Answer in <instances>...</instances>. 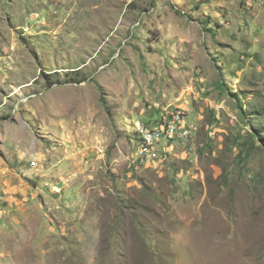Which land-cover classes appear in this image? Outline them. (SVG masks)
I'll return each instance as SVG.
<instances>
[{
    "label": "rangeland",
    "instance_id": "374dc122",
    "mask_svg": "<svg viewBox=\"0 0 264 264\" xmlns=\"http://www.w3.org/2000/svg\"><path fill=\"white\" fill-rule=\"evenodd\" d=\"M0 264H264V0H0Z\"/></svg>",
    "mask_w": 264,
    "mask_h": 264
},
{
    "label": "built area",
    "instance_id": "2783aa9c",
    "mask_svg": "<svg viewBox=\"0 0 264 264\" xmlns=\"http://www.w3.org/2000/svg\"><path fill=\"white\" fill-rule=\"evenodd\" d=\"M164 113L155 124L140 128L136 150L133 157H129L135 167L162 161L171 144L184 143L191 137L192 128L185 112L166 109Z\"/></svg>",
    "mask_w": 264,
    "mask_h": 264
},
{
    "label": "bare ground",
    "instance_id": "6f19581e",
    "mask_svg": "<svg viewBox=\"0 0 264 264\" xmlns=\"http://www.w3.org/2000/svg\"><path fill=\"white\" fill-rule=\"evenodd\" d=\"M221 251V250H220ZM232 261V260H231Z\"/></svg>",
    "mask_w": 264,
    "mask_h": 264
},
{
    "label": "crops",
    "instance_id": "0c3cea01",
    "mask_svg": "<svg viewBox=\"0 0 264 264\" xmlns=\"http://www.w3.org/2000/svg\"><path fill=\"white\" fill-rule=\"evenodd\" d=\"M16 189H18V188H16Z\"/></svg>",
    "mask_w": 264,
    "mask_h": 264
},
{
    "label": "trees",
    "instance_id": "16d2710c",
    "mask_svg": "<svg viewBox=\"0 0 264 264\" xmlns=\"http://www.w3.org/2000/svg\"><path fill=\"white\" fill-rule=\"evenodd\" d=\"M250 112V111H249ZM252 112V111H251Z\"/></svg>",
    "mask_w": 264,
    "mask_h": 264
}]
</instances>
